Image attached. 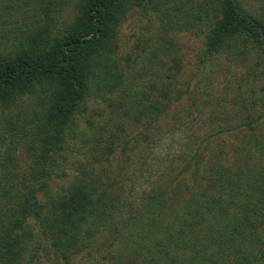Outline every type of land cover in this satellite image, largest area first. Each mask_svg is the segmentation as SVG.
<instances>
[{"label":"trees","instance_id":"obj_1","mask_svg":"<svg viewBox=\"0 0 264 264\" xmlns=\"http://www.w3.org/2000/svg\"><path fill=\"white\" fill-rule=\"evenodd\" d=\"M196 2L183 9L179 23L204 31L200 67L218 54L247 52L254 53L255 67L264 65V4ZM35 3L38 14L0 51V143L7 130V149L22 144L32 156L17 179L11 153L0 154V264H73L82 252L104 258L101 250L113 262L93 263L264 264V88L255 94L237 85L229 110L216 106L209 90L199 97L195 88L188 107L209 105L206 121L216 130L195 146L183 143L162 173L166 179L132 198V188L125 192L106 162L116 149L129 158L137 141L148 138V127L133 135L131 128L181 98L190 81L173 87L179 58L163 42L145 52L148 72L122 68L117 29L132 7L161 9L162 19L171 7L167 0ZM69 4L71 12L62 16ZM150 58L167 72L158 73L159 87L148 78ZM258 74L251 68L244 79ZM27 95L40 108L22 114L23 124ZM66 165L74 172L66 173ZM53 176L64 181L51 191Z\"/></svg>","mask_w":264,"mask_h":264},{"label":"rangeland","instance_id":"obj_2","mask_svg":"<svg viewBox=\"0 0 264 264\" xmlns=\"http://www.w3.org/2000/svg\"><path fill=\"white\" fill-rule=\"evenodd\" d=\"M25 1L27 5L23 3V0H0V51L6 48V44L14 35H18V29H23L26 21L40 11L35 0ZM196 1L199 0H167L166 4L171 7L167 19H162L161 9L157 11L143 6L132 7L127 11L117 29L116 56L122 61L120 62L122 68H130L127 65L133 66L132 74H136L134 73L135 70H138L139 73L144 70L148 72L146 70L148 62L145 52L149 51L151 54L150 48L163 42L165 50L170 52V56L174 54L176 58H179V67L176 72L178 84L176 85L175 81L173 87L184 88L181 82L190 81L189 91L182 94L181 98L172 102L163 112L152 116L151 119L144 120L142 125L131 128L130 135H133L148 127V138L147 140L139 139L137 141L136 147L129 158L122 157L119 150L116 149L114 155L109 157V161L106 162L112 178L116 181H122L124 191L129 193L132 188V192L129 193L132 198L142 188L151 186V183L156 184L154 181L158 180L159 177L166 179L162 173L164 169H167L170 159L176 160V155L182 149L183 143L190 141L195 143L193 145L195 146L204 135L216 130L217 126L209 125L206 121L209 105H205L201 111L189 109V97H191V92L195 88L201 91L197 94L199 97L203 92L209 90L211 99L217 102L216 106H224L226 110L231 107L233 93L237 91V85H239L240 90H253L255 94L258 93L257 90L260 87L264 88V65L258 64L255 67L252 56L254 53L237 54L231 58L225 54H218L206 61L201 67L198 65L197 57L203 48L202 34L204 31L180 24L183 20L181 17L183 9L189 7V3L194 7ZM242 1L244 6H254L256 4L260 7L264 4V0ZM70 12L71 4L63 9L62 16H67ZM171 22H177L182 28L177 29V25L174 26V23ZM145 43L147 44L145 45ZM160 54L159 51L155 57H159ZM125 60L127 62H124ZM151 60L153 65L150 69L152 68L153 71L151 74L148 73V78L150 82L155 84V87H159L163 77L160 79L158 73L165 74L167 72H165L164 67L159 66L160 64L156 60ZM163 60H166V58L164 57ZM251 68L255 69L256 74L259 73L256 78H253V81L250 78L244 79L245 74ZM39 108L35 99L27 95L21 107L23 112L20 114L19 121L26 124L27 121L23 119L22 114L31 116ZM3 123V119H0L1 126ZM116 123L115 118L111 119L109 126H115ZM8 141L9 136L6 130L3 135V143H0V154L7 149ZM215 142H210L208 148L210 151H214L218 147ZM13 145H10L7 149L12 156L10 163L14 175L12 177L21 179L24 176L22 175L24 169L28 168L32 160V156L28 157L26 155L22 144L14 146L15 149H11ZM67 165L66 173H73L74 170L71 167L67 168ZM1 171L2 168H0ZM59 174L60 172L57 171V175ZM53 177V183L49 185L51 191H54V187L64 181L59 177ZM133 192H136V194ZM105 251L101 250L104 258L96 253L93 254V257L85 258L82 252L74 257L73 264H97L93 263V258L112 263L113 259H110ZM38 255L43 258L44 252L40 250Z\"/></svg>","mask_w":264,"mask_h":264}]
</instances>
